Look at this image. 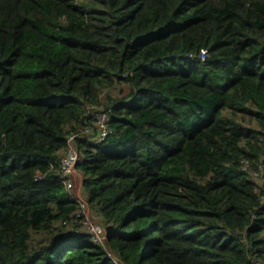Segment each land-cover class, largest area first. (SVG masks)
<instances>
[{"label": "trees", "instance_id": "trees-1", "mask_svg": "<svg viewBox=\"0 0 264 264\" xmlns=\"http://www.w3.org/2000/svg\"><path fill=\"white\" fill-rule=\"evenodd\" d=\"M263 199L264 0H0V264H264Z\"/></svg>", "mask_w": 264, "mask_h": 264}, {"label": "built area", "instance_id": "built-area-1", "mask_svg": "<svg viewBox=\"0 0 264 264\" xmlns=\"http://www.w3.org/2000/svg\"><path fill=\"white\" fill-rule=\"evenodd\" d=\"M207 54V49H201L198 58L201 61H205ZM91 113V120L93 122L86 123L77 132L72 133L68 137V144L60 158L59 180L64 184L67 192L77 199L78 202V209L72 219V222L79 224L75 228V232L78 234L86 233L93 244L105 245L108 240V233L102 223L95 222L88 214L87 198L82 196L83 192L79 190L83 185V177L77 168V164L81 158L79 141L90 138L96 132L95 143H101L113 134L112 127L110 126L111 110L94 109ZM42 178H44V175L38 174L37 179ZM77 181L80 182L78 183ZM62 223L66 225L68 221L65 220ZM106 257L112 264H125L119 254L108 252Z\"/></svg>", "mask_w": 264, "mask_h": 264}, {"label": "rangeland", "instance_id": "rangeland-1", "mask_svg": "<svg viewBox=\"0 0 264 264\" xmlns=\"http://www.w3.org/2000/svg\"><path fill=\"white\" fill-rule=\"evenodd\" d=\"M107 95H108V92H107ZM110 95H112L113 97H119V94H118V90H113L112 92H111V94ZM245 122V121H244ZM252 126H254L253 124H252ZM78 183L80 182V181H77ZM79 192V191H78ZM80 193V192H79ZM82 196H86L84 193L82 194ZM87 204H88V214H89V216L95 221V222H97V223H101V221H103V218H100V216H101V213L99 212V210L98 209H96L95 207H93L92 205H90V203H89V201H88V197H87ZM38 233H36L35 235H34V243H35V241L38 239Z\"/></svg>", "mask_w": 264, "mask_h": 264}, {"label": "clouds", "instance_id": "clouds-1", "mask_svg": "<svg viewBox=\"0 0 264 264\" xmlns=\"http://www.w3.org/2000/svg\"><path fill=\"white\" fill-rule=\"evenodd\" d=\"M82 192H83V185H82ZM84 193V192H83ZM86 197V196H85ZM87 198V197H86ZM263 203H264V199H263Z\"/></svg>", "mask_w": 264, "mask_h": 264}, {"label": "crops", "instance_id": "crops-1", "mask_svg": "<svg viewBox=\"0 0 264 264\" xmlns=\"http://www.w3.org/2000/svg\"><path fill=\"white\" fill-rule=\"evenodd\" d=\"M79 190L82 192V188L81 189L79 188Z\"/></svg>", "mask_w": 264, "mask_h": 264}]
</instances>
